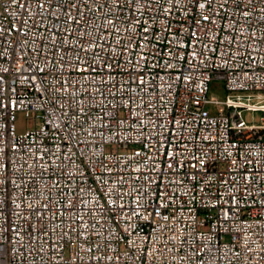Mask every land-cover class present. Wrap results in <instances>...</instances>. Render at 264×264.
<instances>
[{
  "label": "built area",
  "instance_id": "2783aa9c",
  "mask_svg": "<svg viewBox=\"0 0 264 264\" xmlns=\"http://www.w3.org/2000/svg\"><path fill=\"white\" fill-rule=\"evenodd\" d=\"M0 264H264V0H0Z\"/></svg>",
  "mask_w": 264,
  "mask_h": 264
},
{
  "label": "rangeland",
  "instance_id": "374dc122",
  "mask_svg": "<svg viewBox=\"0 0 264 264\" xmlns=\"http://www.w3.org/2000/svg\"><path fill=\"white\" fill-rule=\"evenodd\" d=\"M226 96V89L224 86V83L221 81H216L214 80L211 83V88H210V97L213 99H219L223 100ZM262 115V113H256L254 116L256 119H259V117ZM245 117L247 120H250L252 118L251 113H246ZM34 120L33 119H28L24 115H19L18 120L16 122L18 132H25L28 129H31L34 127Z\"/></svg>",
  "mask_w": 264,
  "mask_h": 264
}]
</instances>
